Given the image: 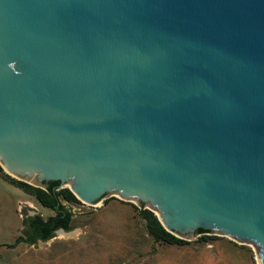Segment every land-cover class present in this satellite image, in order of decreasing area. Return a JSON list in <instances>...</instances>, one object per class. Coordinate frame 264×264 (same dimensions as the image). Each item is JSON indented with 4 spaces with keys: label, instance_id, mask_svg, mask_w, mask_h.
Returning a JSON list of instances; mask_svg holds the SVG:
<instances>
[{
    "label": "water",
    "instance_id": "95a60500",
    "mask_svg": "<svg viewBox=\"0 0 264 264\" xmlns=\"http://www.w3.org/2000/svg\"><path fill=\"white\" fill-rule=\"evenodd\" d=\"M0 164L264 264V0H0Z\"/></svg>",
    "mask_w": 264,
    "mask_h": 264
},
{
    "label": "rangeland",
    "instance_id": "374dc122",
    "mask_svg": "<svg viewBox=\"0 0 264 264\" xmlns=\"http://www.w3.org/2000/svg\"><path fill=\"white\" fill-rule=\"evenodd\" d=\"M11 179L20 180L0 164V264H258L252 245L226 235L198 233L182 244L154 241L143 213L149 207L116 195L94 204L59 195L71 214L70 229L34 244L16 242L24 236L22 217L46 219L54 211Z\"/></svg>",
    "mask_w": 264,
    "mask_h": 264
},
{
    "label": "trees",
    "instance_id": "16d2710c",
    "mask_svg": "<svg viewBox=\"0 0 264 264\" xmlns=\"http://www.w3.org/2000/svg\"><path fill=\"white\" fill-rule=\"evenodd\" d=\"M11 183L22 188L24 191L33 194L39 202L50 209H52L55 214L49 216L46 219L34 218L30 221L29 226L32 231L29 242H34L36 238L41 240H47L52 236L54 230L62 228L64 230L70 229V218L71 214L67 211L63 204L59 200V195H61L66 200H76V196L70 191L69 188H61L59 190L60 182L57 180L47 181V186L45 189L36 188L31 184L21 181L11 179ZM59 190V191H57ZM144 216L147 219V226L149 228L150 234L154 241H167L169 243H185L184 239H181L172 233L168 232L160 223L158 218L150 210H144ZM206 230L198 228V233H204ZM26 241L22 237H17L16 242Z\"/></svg>",
    "mask_w": 264,
    "mask_h": 264
},
{
    "label": "flooded vegetation",
    "instance_id": "af4514ba",
    "mask_svg": "<svg viewBox=\"0 0 264 264\" xmlns=\"http://www.w3.org/2000/svg\"><path fill=\"white\" fill-rule=\"evenodd\" d=\"M47 184H48V183H46V186H47ZM45 188H46V187H45ZM54 214H55V212H54ZM54 214H52V215H54ZM38 215H39V214H37V213H33V214H29V215H27V216H25V217H22V218H27L26 221H25V228H24V236H23V240H26L25 242L28 243V244H34L37 240H41L40 238H36L35 241L32 242V243L29 242V241H27V240L30 239L31 234H32V231H31V229H30L29 223H30V221H31L32 219H34V218H39ZM52 215H50V216H52ZM48 217H49V216H48ZM48 217H47V218H48ZM58 229H59V228H58ZM56 230H57V229H56ZM53 232H55V230H54Z\"/></svg>",
    "mask_w": 264,
    "mask_h": 264
},
{
    "label": "bare ground",
    "instance_id": "6f19581e",
    "mask_svg": "<svg viewBox=\"0 0 264 264\" xmlns=\"http://www.w3.org/2000/svg\"><path fill=\"white\" fill-rule=\"evenodd\" d=\"M68 185V184H67ZM156 215H158V213L156 211H154Z\"/></svg>",
    "mask_w": 264,
    "mask_h": 264
}]
</instances>
